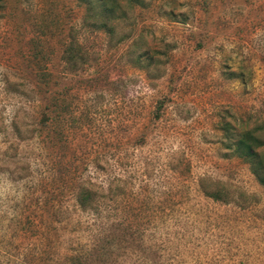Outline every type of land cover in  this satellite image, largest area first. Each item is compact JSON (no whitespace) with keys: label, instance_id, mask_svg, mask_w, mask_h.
<instances>
[{"label":"rangeland","instance_id":"374dc122","mask_svg":"<svg viewBox=\"0 0 264 264\" xmlns=\"http://www.w3.org/2000/svg\"><path fill=\"white\" fill-rule=\"evenodd\" d=\"M87 1L0 0V264H264V0Z\"/></svg>","mask_w":264,"mask_h":264},{"label":"trees","instance_id":"16d2710c","mask_svg":"<svg viewBox=\"0 0 264 264\" xmlns=\"http://www.w3.org/2000/svg\"><path fill=\"white\" fill-rule=\"evenodd\" d=\"M117 2L118 0H89L86 2V5L88 6L87 9H89L91 13L94 12V10H98L99 15L103 14L104 11L112 14L114 9H116ZM105 20H107V15ZM100 24L102 27H107L103 21ZM107 32L109 35H112L111 30H108ZM123 39V37H120L117 41L120 42ZM78 51V47L73 43H68L62 49L64 61L71 69H73L76 65L83 63L84 59L82 55H78ZM146 60L150 61V57L146 58ZM144 67L147 68V66ZM255 125L256 123L251 129L237 131L229 122L220 121L218 130L221 133L225 148L229 150V156L239 158L242 162H244L248 166L251 175L264 189V134L261 131L264 127ZM214 189L218 192L210 194L205 192L204 194L214 200H219V195L217 194H220L219 191L221 189L223 191V188ZM90 199V193L82 189L79 190L77 195V202L79 206H86Z\"/></svg>","mask_w":264,"mask_h":264}]
</instances>
